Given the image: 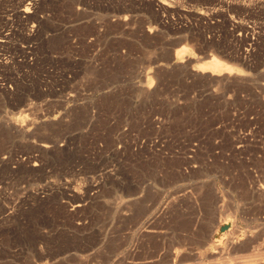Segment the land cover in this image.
Returning a JSON list of instances; mask_svg holds the SVG:
<instances>
[{
  "label": "rangeland",
  "instance_id": "obj_1",
  "mask_svg": "<svg viewBox=\"0 0 264 264\" xmlns=\"http://www.w3.org/2000/svg\"><path fill=\"white\" fill-rule=\"evenodd\" d=\"M0 264H264V0H0Z\"/></svg>",
  "mask_w": 264,
  "mask_h": 264
},
{
  "label": "bare ground",
  "instance_id": "obj_2",
  "mask_svg": "<svg viewBox=\"0 0 264 264\" xmlns=\"http://www.w3.org/2000/svg\"><path fill=\"white\" fill-rule=\"evenodd\" d=\"M221 5V4H220ZM27 12V11H26ZM24 13V12H23ZM242 41V40H241ZM212 64V63H211ZM216 66V65H215ZM230 73H231V71H230ZM203 74V73H202ZM228 74V73H227ZM211 77V76H210ZM208 79V78H207Z\"/></svg>",
  "mask_w": 264,
  "mask_h": 264
}]
</instances>
